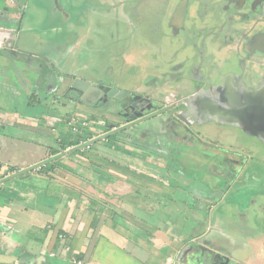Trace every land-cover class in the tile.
<instances>
[{
    "label": "crops",
    "instance_id": "0c3cea01",
    "mask_svg": "<svg viewBox=\"0 0 264 264\" xmlns=\"http://www.w3.org/2000/svg\"><path fill=\"white\" fill-rule=\"evenodd\" d=\"M17 1L0 0V149L6 148L8 145L10 146L9 150L16 151L18 149V159L14 157L17 160L9 159L8 153L2 156L4 152L2 153L0 150V264H74V258L71 260L74 253L80 254V259H77L79 261H74L78 264H176V254L169 255L170 251L167 249L170 244L189 245L193 240H201L202 238L206 239L208 246L214 249L219 256L221 255L220 257L224 255L229 264L233 261L237 264H264V225H262V228L256 227L248 233L240 228L239 230L242 232L227 234L222 239L223 242H220V234L217 239L211 236L212 227L215 224L213 219L215 218L210 217L209 223L200 232L193 230L194 235L192 232L191 239H188L181 220H177L176 216L173 215L174 211L165 210L167 203H172V200L166 202L162 198L163 194L168 197L166 193L159 194V192L150 190L153 187L158 190L161 189L158 188L159 184H155L154 181H158L160 185L164 184V181L156 179V177L152 180L146 178L145 175L143 177L142 174L141 178L143 179L138 180L141 181L140 184H132L130 176L132 167L129 166V162L133 159V163L146 169V161L149 158L146 155L148 158L139 154L135 155V152H138L136 148L145 150L147 147L146 142L148 139L144 135L140 142L130 141L135 145L133 147L132 144L128 145L126 142H122L124 144L123 148L127 149V153L131 155L130 160L122 162L124 165H121L117 159L110 160L112 169L116 171L108 173L109 178H105L107 174L104 173V176L96 173L88 174L86 166L76 165V162L80 163L82 160L74 157L76 152L84 153V147H81L80 141H83L87 136L93 137L97 134L96 131L91 132L84 129L78 118L73 116L70 121L74 124L76 122L77 125H75L79 127L77 131L72 130V126L67 128L62 123L63 115L60 114L58 109H49L43 104L39 107L31 105L28 111H24L27 108L28 101L21 99L18 86L27 92V100L36 96L35 101L45 102L49 95L54 94L55 88L64 84V80L69 79V76H75L73 72L70 73L71 69L65 71V67L69 55L73 54L75 56L74 48L71 47L78 44L74 43L73 46L68 48L70 54L65 57V60L63 59L62 63L58 57H51L49 60L43 55L24 53L25 51L17 46L18 31L21 30L24 21L22 15L20 22H18ZM133 1L135 0H129L128 3H134ZM178 1L166 0V14L162 18L164 28L167 25L168 18L170 21L171 17L169 16L175 12V5ZM206 1H208V5L205 6V13H203L197 5L198 3L204 5ZM189 2V15L186 17L187 27L196 19L200 22L196 25L198 28H201L199 27L201 24L206 28L210 23L208 16L212 14L211 11H214L215 7H224L223 9L226 8L228 12L230 11L225 0H189ZM115 6L117 12L122 13L123 0L115 3ZM27 7L25 6V9ZM65 16L69 17L68 14H65ZM195 16L198 18H195ZM253 16L251 17L252 20ZM224 21L226 20L224 19ZM230 24L228 23V26ZM246 24L248 23L246 22ZM246 24L241 25V27L246 26ZM211 29L213 30V28ZM168 33L175 39L177 44L179 38L175 36V33ZM242 33L194 32L193 35L189 33L190 39L185 40L187 47L182 49L188 52L189 48L192 47L188 46L189 44L196 40L197 43L202 40V44L200 43L198 47H206L207 52L213 53L212 56H215V58L212 62L219 61L216 66L218 68L222 66V63H226L224 61L226 53L224 54L225 51H220V49L233 43V40H228L229 38L240 36ZM166 35L167 32H164L165 40L168 42ZM188 35L184 32V36ZM248 35H251V32L245 33L246 38H248ZM251 36L249 44L256 38L254 34ZM221 37H223V40L220 39ZM251 46L255 51H261L255 47L256 44H251ZM138 47L133 51L137 55V59L127 56L125 62L130 61L128 63H133L136 61L137 64L135 65H138L143 73V70L146 69L143 63L148 55H152V52L148 47ZM176 48V50L180 49L178 46ZM18 56H21L20 58L28 64L32 62L29 66L32 71L29 74L31 77L27 80L18 75L19 65H22L23 68L28 67L24 66V62H18ZM183 59L186 60L184 55L180 57V60L173 62V69L175 70L173 82L176 84H182L183 82L181 76L178 77L179 69L177 71L175 69L178 64H180V67L183 66L181 62ZM204 60L201 59L202 62ZM260 61H264V58ZM260 73H264V65ZM176 74H178L177 78ZM79 77L76 76V78ZM224 77L225 74L214 87L198 89V91H207L202 101H199L198 106L195 104L196 97L192 98V96L197 95L198 91L194 95L193 90L189 91L191 90L190 87L188 90L178 85H175L176 91L164 89L161 99L155 98L156 100H152L158 102V106H155L152 111L150 110L145 115L152 116L155 114L156 120L159 119L161 122L167 116L173 117L176 113H180L179 119L183 123H186L187 118L191 119L194 115L196 122H207L209 109L211 108L207 94L213 92L223 82ZM20 80L23 84L19 82L17 86L16 83ZM113 80L124 87H127V84L138 83L136 76H133L131 82H127V84L117 78H113ZM155 81L156 79L152 81L150 86L154 87L153 91L158 96L160 92L156 89L159 82ZM7 86H9L8 92L6 91ZM241 87L247 92L252 89L246 85H241ZM259 94L253 96L262 97L261 94L264 95V90ZM41 95H43L42 98ZM62 97L72 103L77 101L73 98ZM52 98L54 102L51 103L55 104L58 98L57 95L55 94ZM22 102L23 106L21 105ZM17 103L18 106H16ZM168 104L169 106H167ZM217 106L214 107L216 110L220 108L219 105ZM156 110H159V112H156ZM25 112L28 114H25ZM145 115L143 114V116ZM17 119L21 121V124L18 123ZM137 120H140L141 123L144 122L141 117L130 121L129 125L134 127V135L133 133L127 134V137L133 139L136 134L146 131L147 128H137L135 124ZM98 122H95L97 127L94 125L96 129L98 128L101 132L106 131L105 128L109 130L110 125L105 126L104 123L101 125ZM159 126L160 124H158ZM117 131L119 130L115 129L113 134ZM78 136L80 138H77ZM111 139L113 138L108 137V143L104 142V144L110 145L109 142L119 141L113 140L112 142ZM96 141L94 146H91L92 149L103 142L99 139ZM18 143L22 144V148H16ZM157 143L160 145L159 142ZM75 144L77 150L69 153L65 152L64 149L67 146H74ZM250 157L251 155L248 154L246 158ZM151 161H157V157L152 158ZM39 164L46 165L43 171L30 172L32 165ZM7 166L8 169H6ZM148 175L150 176L151 173ZM88 176L93 177V182L90 185L94 187V190H86ZM147 180L154 184H150ZM108 181L111 182V187L104 190L98 189L100 185L106 186ZM239 196L235 195V197ZM241 198L243 200L245 197L241 196ZM132 208L136 210V214L132 212ZM238 214L241 221L246 220L241 217H245L244 213L238 212ZM216 227L220 229L218 225ZM182 236L188 240L177 242L178 238ZM240 240H243V242L240 243ZM212 242H216V247L211 245ZM247 251L249 254H247ZM237 254H244L245 256L237 257ZM182 256L183 254L180 255V257ZM183 261H186L184 257L177 264Z\"/></svg>",
    "mask_w": 264,
    "mask_h": 264
},
{
    "label": "rangeland",
    "instance_id": "374dc122",
    "mask_svg": "<svg viewBox=\"0 0 264 264\" xmlns=\"http://www.w3.org/2000/svg\"><path fill=\"white\" fill-rule=\"evenodd\" d=\"M119 1L120 0H25V1L18 0L17 1L18 22L20 21L21 14L23 15L24 21L21 30L18 31L19 37H18L17 46L22 51H25L24 53H29V54L35 53L38 55H43L44 57L49 58V60L51 59V57L54 58L58 57L59 61L62 63L63 59L65 60V57L68 54H70L68 52V48H70V46H73L74 43L78 44L75 45L74 47H71L74 48L73 50L75 56L73 54L69 55V58L66 61L67 66L65 67V71L71 69L70 73L73 72V74L75 75L74 77L96 76V78L98 77L102 78L109 76L111 78H117L118 80H121L126 84L127 82H131L133 76H136L138 83L135 84V86L140 84L141 85L140 88L147 87L145 85L146 84L145 81H149L148 85L150 86L152 84V81L156 79V81L159 82V85L156 89L158 90V92H160L158 94L159 96L158 99H161L163 97L164 89L170 91H176L175 85L187 89H189V87L193 85L191 81L189 82L183 81L182 84H176L173 81L171 82L170 80L171 76L174 75L175 73V70L173 69L174 66L173 62L175 60H180L181 56L184 55V58L189 61V63L188 61L186 62V60L184 59L181 61L183 65L181 67L186 71V73H184L185 76H187V72H191L193 71V68H196L195 75L198 76V73H201V75L205 77L208 75V73H211V71H213L216 68L217 63H219V61L215 63L212 62V60L215 58V56H212L213 53L210 54V52H207L206 47H198L199 44L202 42V40H199L198 43L196 42L197 41L196 40L195 42L189 44L188 46H192V47L189 48L188 52H185L182 49L183 47H187L186 42L184 40H181L179 38L177 39V44H176L175 39L168 32L166 35L168 37V42L165 40L166 38L164 36L165 29L162 18L166 14L165 13L166 10L165 7L167 4L166 0L164 1L135 0L133 1L134 3H130V4L128 3L129 0H123L122 13L121 12L118 13L115 6V3H119ZM240 3L244 4L242 0H235L234 4L230 5L229 12L228 9L226 8L223 9L224 7L223 8H221L220 6L218 8L215 7L214 11H211L212 14L208 16V19H210V23L207 25V27L206 28L203 27L202 24L201 26H199L203 28L202 32L212 30L211 28H213L215 32H219L224 29L235 30V28H240L239 26H236V24H239V22L242 23L243 25H245L246 22L249 23L250 22L249 20H251V17L254 14L251 11H247L246 8H244ZM207 5H208V1H206L204 5L198 3L197 6H199L200 11L205 13V6ZM25 6H28L27 9H25ZM248 12H249L248 15L249 19L246 20V17H244V15L248 14ZM65 14H68L69 17L67 18ZM195 18L198 17L195 16ZM224 19L226 21L223 23ZM231 20L236 22V24L233 25L230 24L228 26L227 21H231ZM199 23L200 22L196 21L195 19L194 22L188 25V28H186L181 34L184 35V32L186 35H188L189 33L193 34L194 32L191 31L196 30V25ZM223 37H221L220 39L223 40ZM232 39L234 41L235 38H230V40ZM62 46L64 47V49ZM138 46L148 47L152 52V55H148L145 62L143 63L144 66L146 67V69L143 70V73L141 72V69H139V66L135 65L137 64L136 61L133 60L134 61L133 63H128L130 61L125 62L127 56L137 59V55L133 53V51L136 48H139ZM177 46L180 49H182V50L179 49L180 52L179 50H176ZM229 48H231V50L235 49V47L233 46L230 47L226 46L225 48H221L220 51H225L224 52L225 54L228 52ZM20 57L18 56V60H19L18 62H24V66L26 65L28 67H24L26 68L24 69L22 65H19L18 75L22 76V78L27 80L28 78L31 77L29 74L32 71L31 68H29V66H31L32 62L28 64V62H26L24 59ZM201 59H205L204 62H202ZM32 68L35 69L34 67ZM249 75L253 76L252 68L251 70H249ZM68 78L69 79L63 81L65 85L62 84V86L59 85L58 88H55L54 94L49 95L48 96L49 98L45 102H41L39 100L35 101L37 99L36 96L34 98L33 97L29 98L30 100H27V96H28L27 92H25L24 89L18 86L19 82L21 84H23V82L21 80L18 81L16 85L18 86V90L21 92L20 97L21 99H23V101L26 102L28 101L27 108L24 111H28V109L31 108V105H33V107L34 106L39 107L42 104L49 109H58L60 114L63 115L62 123L67 128H70L72 126L71 129L74 131H77L79 126L78 127L76 126L77 125L76 122L75 125L73 122L70 121V119L73 117L78 118L79 122H81V126H83L84 129L89 131L95 129L93 123L91 121H88V115L82 113L81 111L89 114L91 113L97 114L99 117L98 119L99 122L98 121L97 122L101 125L104 122H108L107 121L108 117L111 118L112 120H115L110 115H105V114L102 115L100 113L98 114V112L103 108L100 110L98 108H93V110L91 111L87 106L82 107L78 103H72L65 100L62 96L65 89L64 87H66L67 84L69 83L68 81L70 80V76ZM193 81H197V79ZM203 81L206 80L204 79ZM208 83L209 82L207 81L205 82V84ZM8 87L9 86H7V88ZM8 90L9 88L6 89L7 92ZM55 94L57 95L58 98L56 103L52 104L54 102L52 96H54ZM42 97L43 95H41V98ZM21 105L23 106V102ZM16 106H18V103ZM75 108L78 109V111ZM79 108H81L80 111ZM25 114L28 113L25 112ZM153 116H155V114H153L152 116L146 115L145 117L141 118L145 121L142 124H140V126L138 125L137 128L140 127L142 129L143 128L146 129L150 127L151 130L152 129L158 130L159 127L156 120L155 119L150 120ZM17 121L18 123L21 124L20 120L17 119ZM22 123L29 125L25 122ZM108 125L109 123L105 124V126ZM203 126H204L203 130L206 131L207 134L212 136L222 137L220 139L222 140V142L224 141L225 145H227V142L229 141L223 137H225V135L227 134H230L231 133L230 131H226L223 134V131H219L220 129H212V128H219L218 125H214L212 127L210 124H205ZM109 127H110L109 130L107 128H105L106 131L104 132L97 130V134H95L93 137L87 136V138H85L83 141H80L81 147H84L83 148L84 153L76 152L74 154V157L76 159L82 160L80 163L76 162V165H80L82 167L86 166L88 168V174L96 173V174H102V176H104V174H107V176L105 175V178H109L108 173L116 171L115 169H112V166L110 165V160L117 159L119 160L121 165H124L123 163L126 162V160H130L129 157L131 155L127 153V149L123 148L124 144L122 142H126L128 145L132 144L130 141H132L133 139L131 137L130 138L127 137V134H132L133 129L130 131L129 130L124 131L122 129L113 134V132H115L116 126L111 125ZM220 127H227V126L221 125ZM195 128H199V126L195 124ZM109 136L113 138V140H119V141L113 142V140L111 139L113 143L109 142L110 145H106L108 143L107 138ZM239 137H241L240 134ZM77 138L80 137L78 136ZM97 139L103 142L101 144L97 143L98 145L95 146V149H92L91 146H94V144L97 142L96 141ZM239 140H241L240 144L243 146L244 149L253 150L252 157L255 158V160H252L254 161L253 163H256L258 158H262L264 156V146L262 145V143L258 142V140L252 139L247 135L244 136V139L242 136L241 138H239ZM104 142L106 144H104ZM75 146L76 144L74 146H67L66 149L64 150L67 153L72 152L73 150L78 149ZM131 146L133 147L135 145L132 144ZM146 146L147 147L145 150H143L142 148L135 147L138 151L135 152V155L139 154L140 156L149 157V158L146 157L149 159V161L148 159L146 161V169L143 168L142 166H139L136 163H133V159L130 162L128 161L129 166L131 165L132 167L131 168L132 174L129 173L132 179V184L133 183L140 184L141 181L138 180L143 179L141 178L142 174L143 177L146 176V178H151L152 180H154V177H156V179H160L161 181H164V184L162 185H160L158 181H154L155 184H159L160 187L158 186V188L161 189L158 190L157 188L153 187L150 190L159 192V194H162L163 192L166 193L168 197L165 194H163L162 197L164 200H166V202L172 200V203H167L168 205L165 207V210L174 211L173 215L176 216L177 220H181L184 232L188 237V239H191L190 235L192 234L193 230L195 232L197 231L200 232L209 223L210 216L211 218H215L213 219L214 223L216 221L214 227H212L213 229L210 228L212 229L211 236L217 239L221 235L220 242H223L222 239L225 238L227 234L231 235V234H237L238 232H242L241 230H239L240 228H242V230L245 233L252 231L256 227L262 228L261 225L262 224L264 225L262 221V219L264 220V216L263 214L262 215L260 214V208L258 206L252 207L248 211L249 213L248 219L242 221L240 220L239 216H236L237 214L235 212L237 211L233 210L234 208L223 209L226 211H222V213L219 216H216L213 213H208L207 215L205 213L207 211L201 212L196 209H191L190 204L194 196H191L190 191H186V190L181 191L180 186L178 185L179 183L180 184L188 183L189 181L187 179V176L181 178L176 174H173L172 170H176L177 167L174 164L169 163L168 161V158H170L169 156L165 157L168 154L170 148L169 145L168 146L165 145L166 147L162 143L159 145L156 142L155 138H153L152 144ZM18 147L22 148V144L18 143V146H16V148ZM9 149H10L9 145L6 148H1L0 150L2 151V153L4 152L2 156H5L8 153L9 159L13 158V160H17L18 149L16 151ZM14 157H16L17 159ZM154 157H157V161H151V159ZM133 158L135 157L133 156ZM45 167H46L45 164L32 165L30 167V172L31 171L40 172L43 171L44 170L43 168ZM255 167H258V165L255 164L251 165L249 163L246 169L242 170L241 173L247 175V174H251L252 172L256 173V171L262 172L261 170L263 169L255 168ZM6 169H8V166L6 167ZM150 173L151 175L149 176L148 174ZM90 176H88L87 178L88 185H86V190L88 191L94 190V187L90 185V183L93 182V177ZM169 178L170 181H168ZM177 178L178 181H175L177 180ZM147 181L150 182V184H154L149 180ZM107 183L108 184L106 186L98 185L99 186L98 189L104 190L111 187L110 184L111 182L108 181ZM72 184H74V182H72ZM190 184H192L193 185L192 187L196 189L199 188L200 190H205L206 188L203 183H199L196 180ZM253 193L254 195L256 194L258 197L264 194V179L256 183V187ZM234 198L235 199L228 198V200L231 201L236 199L238 200V197H234ZM163 199L162 201H164ZM179 200L186 201L189 204V206L180 203ZM240 208H242V206ZM132 212L133 213L135 212L136 214V210L134 208H132ZM223 216L225 217V221L221 219ZM232 217L236 222H234L231 219ZM241 217L242 219H246V217L244 216ZM216 219H218L219 221H217ZM217 225L218 227H220V229L216 227ZM197 228L199 229L197 230ZM195 232H193V235ZM185 239L187 238H185L184 236L179 237L177 242L179 241L184 242ZM201 240H206V239L202 238ZM239 242L241 243L243 242V240H240ZM186 248H188L187 244H183V245L170 244V246L167 249L170 251V253L168 252L169 255H171L172 253L176 254L175 263L177 264L179 261L183 259V256L180 257V254ZM247 254H249L248 251ZM244 256H245L244 254L242 255L237 254V257H244ZM71 260H73V257H71ZM73 263L78 264L74 261Z\"/></svg>",
    "mask_w": 264,
    "mask_h": 264
},
{
    "label": "flooded vegetation",
    "instance_id": "af4514ba",
    "mask_svg": "<svg viewBox=\"0 0 264 264\" xmlns=\"http://www.w3.org/2000/svg\"><path fill=\"white\" fill-rule=\"evenodd\" d=\"M234 2L235 0H225V3L228 4L229 7L231 4H234ZM242 2H244V4H240L246 8L247 11H251L254 14V20H249L250 22L248 25L243 27H241V25H243L242 23L239 22V24H236V22L231 20L228 21V23H231V25L236 24V26L240 28L219 31L243 32L240 36L234 37L233 45H227V47L233 46L235 49H228L224 60L226 63H222L221 67L215 68L205 77L202 76L201 73H198V76H196V68H193L191 72H187V76L184 75L186 71L180 67V64L175 68L176 71L179 69V75L176 74V78L178 75V77L181 76L184 82L191 81L193 83L190 87L191 90H188H193L194 95L198 89H208L217 85L220 78L225 74L223 82L213 90V92L207 94L210 99L209 104L211 105L208 113V121L206 120L207 122L203 123L196 122L197 120L194 115L191 119L186 117V123H183L182 120L179 119V112V114L176 113L173 117L167 116L161 122L159 119L156 120V116H153L150 120L155 119L157 124H160L159 129L151 130V128L148 127L145 132L142 131L140 134L135 133L136 135L133 137V140L140 142L144 135L146 139H148L146 145H151L152 142L150 141H152L153 138L160 144H164V146L169 145L170 148L165 157L169 156V163L177 167L176 170H172L173 174L181 178L187 176L189 182L186 184L179 183L178 185L181 191H190L191 196H194L190 204L191 209H196L201 212L207 211L205 212L207 215L208 213H213L219 216L222 211H226L223 209L234 208L233 210L242 214L244 213L247 220L249 217L248 211L252 207L258 206L260 208V213H263L264 216V194L258 197L253 193L256 183L264 179V156L258 158L256 163H253L254 161L252 160H255V158L252 157L253 150L244 149L240 144L241 140H239L242 136L244 139V136L247 135L252 139L258 140V142L262 143L264 146V95L261 94L262 97H254L255 95H260L255 92L256 90L260 92L264 90V73H260L264 65V61H260L264 58V0H242ZM184 7L185 13L184 16H182L181 9ZM189 7V0L178 1L175 5V12L169 16L171 17L170 21L168 18L167 25L164 28L165 32H174L177 38L184 41L190 39V35L184 36L181 34V32L188 28L186 25V17L189 15ZM244 17L248 18V14H245ZM224 22L225 21H223V23ZM202 30V27L198 28L196 26V30H192L191 32H202ZM206 32H215V30H208ZM246 32H251V35H256V38L252 40L253 42H251V44H256L255 47L261 51H255L252 48L253 46L248 43L249 38L252 36L248 35V38H246ZM228 40H230V38ZM251 68L253 69V76L249 75V70H251ZM75 79L77 78L73 75L70 76L69 83L63 92L65 98L78 100L76 96H78L77 93L80 91L73 89L71 86ZM79 79L89 81L90 84L117 88L120 91H124L125 95L118 98L117 102L108 104V111L102 109L107 102L104 96L92 105L87 106L91 111L93 108L102 109L98 114L100 113L113 117L115 120L108 117V122H104L105 124L109 123L110 126L116 125L118 127L117 123L120 120H127V125H129L130 121H133L129 117L133 114L135 115L137 111H140V109L133 108L136 102L140 101L142 98H148L150 101L159 98L153 91L154 87L149 86L147 81H145V85L148 88H140V84L135 86L137 83L132 84V86L127 84V87L120 86L109 76L102 78H96V76H80ZM170 79L174 81L175 78L172 75ZM195 79H197V81H193ZM204 79L209 83L205 84L206 81H203ZM241 85H246L252 89L247 92ZM95 95L97 96L98 93ZM195 97V104L198 106L200 103L199 101H202L205 97V93L197 94ZM148 103L149 102H144L143 104L147 106ZM217 105H219L220 108L216 110L214 107H218ZM156 112L159 111L156 110ZM123 115H127L128 118H125ZM195 124H197L199 128H195ZM205 124H210L212 127L218 125L219 128H211L220 129L219 131H223V134L226 131H230V134L223 137L229 141L227 145L220 139L222 137L207 134L206 131L203 130V125ZM119 125H121L120 122ZM221 125L227 127H220ZM239 134L241 137H239ZM248 154L251 155L250 158H246ZM249 163L251 165H258V167L255 168L263 169L261 170L262 172L256 171V173L252 172L247 175L241 173L242 170L246 169ZM195 180L199 183H203L206 187L205 190L192 187L193 185L190 183ZM168 181H170V178ZM175 181H178V178ZM235 195H240L238 200H228V198L235 199ZM241 196L245 197L243 199L244 201ZM179 201L189 206L186 201ZM241 206L242 208H240ZM221 219L225 221L224 216ZM231 219L236 222L233 217ZM216 220L219 221L218 219ZM262 221L264 223L263 219ZM215 243L212 242L211 245H215ZM212 247L214 248V246ZM197 258L193 257V262H197Z\"/></svg>",
    "mask_w": 264,
    "mask_h": 264
},
{
    "label": "water",
    "instance_id": "95a60500",
    "mask_svg": "<svg viewBox=\"0 0 264 264\" xmlns=\"http://www.w3.org/2000/svg\"><path fill=\"white\" fill-rule=\"evenodd\" d=\"M185 13V7L181 9V15L184 16ZM81 83V84H80ZM73 89H77L80 92L78 94V102H80L83 105L90 106L93 103H95L98 99L101 97H105L106 103L105 107L103 109L108 111V104H114L117 102L118 98L122 97L124 94V91H120L117 88H109V87H103L98 86L97 84H90L89 81H83L79 78L75 79L74 83L71 85ZM205 90H199L197 94L206 93ZM257 93H261L259 90L256 91ZM98 93L96 96L95 94ZM192 98L194 99L195 96ZM149 102L147 106H145L143 103ZM155 106H158V102L156 101H150L148 98H142L140 101L135 103V106L133 108L140 109V111H137L136 114L131 115L129 117L131 120H136L139 117H142L143 114H148L149 111L153 110ZM132 109V108H130ZM125 118H128L127 115H123ZM120 126L127 125V120H123L120 122ZM264 212V211H263ZM238 216V212H235ZM263 214V213H260ZM189 244V243H188ZM212 248H210L205 240H193L189 245L188 248H186L180 255L183 254V257L186 259V261H183L180 264H229L226 260V257L223 255L222 257L219 256L218 253ZM216 256V257H215ZM193 257H198L197 262H193ZM189 260V261H187ZM195 260V259H194ZM230 264H237L233 261V263Z\"/></svg>",
    "mask_w": 264,
    "mask_h": 264
},
{
    "label": "trees",
    "instance_id": "16d2710c",
    "mask_svg": "<svg viewBox=\"0 0 264 264\" xmlns=\"http://www.w3.org/2000/svg\"><path fill=\"white\" fill-rule=\"evenodd\" d=\"M25 1V0H24ZM22 18V14H21V16H20V19ZM20 22V21H19ZM9 94V93H8ZM75 103H78V104H80V106H82L83 107V104H81L80 102H78V100L75 102ZM76 109V108H75ZM80 109L81 108H79V111H80ZM77 111H78V109H76ZM82 113H84V114H87L88 115V121H91L92 123H93V125H95V122L96 121H98V119H99V117H98V115L97 114H89V113H85V112H83V111H81ZM119 122H121V120L119 121ZM119 122L117 123L118 124V127L116 126V129L117 130H124V131H126V130H132V129H134V127L132 126V125H125V126H120L119 125ZM135 124L138 126H140V124H142L141 123V121L140 120H137V121H135ZM96 126V125H95ZM97 127V126H96ZM97 130H98V128L96 129H94V130H90L91 132H97ZM110 137V136H109ZM113 140V139H112ZM82 255V254H81ZM73 258H74V261H79V260H77V259H80V254L79 253H74V256H72Z\"/></svg>",
    "mask_w": 264,
    "mask_h": 264
}]
</instances>
